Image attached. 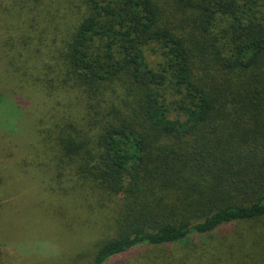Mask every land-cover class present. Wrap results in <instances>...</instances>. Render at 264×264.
Returning a JSON list of instances; mask_svg holds the SVG:
<instances>
[{"label": "trees", "instance_id": "trees-1", "mask_svg": "<svg viewBox=\"0 0 264 264\" xmlns=\"http://www.w3.org/2000/svg\"><path fill=\"white\" fill-rule=\"evenodd\" d=\"M0 118V264H264V0H0Z\"/></svg>", "mask_w": 264, "mask_h": 264}, {"label": "rangeland", "instance_id": "rangeland-1", "mask_svg": "<svg viewBox=\"0 0 264 264\" xmlns=\"http://www.w3.org/2000/svg\"><path fill=\"white\" fill-rule=\"evenodd\" d=\"M5 118L3 114V119ZM1 119V118H0ZM1 120V126H7ZM10 127V126H7ZM25 133V132H24ZM4 146V144L0 145ZM40 198L35 192H30L26 197L17 196L14 199L4 202V217L6 218L8 231H5L6 238L4 243L9 247L5 249L3 256L4 264H32L34 259L26 260V257L38 256L39 252L48 247L51 249L50 253L55 252L57 242L65 244L70 249L67 253L71 252L74 247L78 251L87 249V241L85 237L88 234H60L58 229L47 232L41 222V206ZM80 204V202H78ZM48 226V225H47ZM55 246V247H53ZM62 248V247H61ZM60 249V248H59ZM142 250V248H140ZM131 250L125 254L119 255L107 264H129L138 262L143 264V257L139 255L141 251ZM7 250V251H6ZM8 251L11 253L8 254ZM159 250H155L154 255L158 254ZM139 259V260H138Z\"/></svg>", "mask_w": 264, "mask_h": 264}]
</instances>
